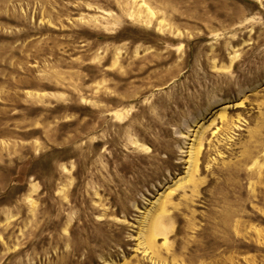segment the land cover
<instances>
[{"label": "rangeland", "instance_id": "obj_1", "mask_svg": "<svg viewBox=\"0 0 264 264\" xmlns=\"http://www.w3.org/2000/svg\"><path fill=\"white\" fill-rule=\"evenodd\" d=\"M0 264H264V0H0Z\"/></svg>", "mask_w": 264, "mask_h": 264}, {"label": "bare ground", "instance_id": "obj_2", "mask_svg": "<svg viewBox=\"0 0 264 264\" xmlns=\"http://www.w3.org/2000/svg\"><path fill=\"white\" fill-rule=\"evenodd\" d=\"M226 107H227V105H222L219 109H221V110L223 109L224 110V109H226ZM203 123H204V120L203 119L200 120L197 123V127L199 128ZM196 142H197L196 145H194V143H191V146H190V148L188 150V155H187V159H186V162H187V173L188 174H193V171L198 168L197 165H198V161H199V155L201 154L200 153L201 152V142H200V139L197 140ZM191 171H192V173H190Z\"/></svg>", "mask_w": 264, "mask_h": 264}]
</instances>
